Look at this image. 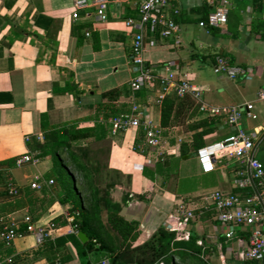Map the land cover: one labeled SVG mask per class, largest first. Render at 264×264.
Here are the masks:
<instances>
[{"label":"crops","instance_id":"1","mask_svg":"<svg viewBox=\"0 0 264 264\" xmlns=\"http://www.w3.org/2000/svg\"><path fill=\"white\" fill-rule=\"evenodd\" d=\"M73 1L0 0V168L10 172L9 180L20 186L21 194L30 193L37 199L33 210L28 205L8 217L22 219L30 214L38 224L66 217L71 204L62 203L57 195L30 188L36 175L49 178L53 159L50 155L41 157L37 164L29 163L28 167H33L35 172L26 184L20 183L14 174L25 164L17 166L15 161L32 149L35 140L43 141V120L51 125L65 122L94 125L95 121L89 118L95 114L96 104L108 102L103 93L115 88L130 89L136 72L132 44L137 29L128 28L125 19L139 18V0H112L107 22L86 16L83 11L75 19ZM221 1L173 0L172 4L180 9L175 16L180 30L169 38L157 37L155 42L148 31L145 57L152 64L174 63L182 75L202 88L210 104L243 106L254 102L257 118L244 115L241 124L255 141V156L264 162V99H258V92L264 86V0H229L226 24L201 26L200 21ZM217 54L245 66L249 75L231 79L226 74L215 73ZM73 83L77 89L67 90ZM142 90L143 95L137 96L132 89L130 94L123 93L113 102L127 105L126 112L134 101L147 104L150 117L161 123L159 86ZM189 121L195 129L174 126L164 130L167 146L164 162L174 157L176 146L172 139L190 141L194 132L206 130V145L234 131L224 116L203 114L197 104ZM140 130L131 129L117 136L110 132L107 147L95 149L97 152L90 149L96 159L107 165L110 179L116 181L111 196L122 204L121 214L138 222V236L133 244L145 242L161 227L177 229L199 237L198 244L203 243L210 251L209 264H245L238 263L235 254L245 260L240 253L248 244L247 230L237 228L234 237L227 239L224 233L228 225L219 218L211 199L212 192L218 189L242 195L254 192L252 187L237 186L239 164L221 153L217 156L216 169L204 172L197 153H193L196 166L192 171L181 175L176 166L147 175L142 169L147 166L156 170L157 161L152 149L147 148L143 153L136 148ZM5 186L0 185V191ZM181 201L196 211L195 219L179 218L175 214ZM102 217L107 223L106 212ZM260 226L264 230V221ZM62 234L59 226L53 230L52 239ZM67 247V252L59 254L38 245L34 236L28 235L18 239L10 250L16 255L14 264H83L75 244L69 241ZM96 256L89 254L91 264L100 258ZM255 260L264 264V256ZM176 262L180 260L175 259Z\"/></svg>","mask_w":264,"mask_h":264},{"label":"built area","instance_id":"2","mask_svg":"<svg viewBox=\"0 0 264 264\" xmlns=\"http://www.w3.org/2000/svg\"><path fill=\"white\" fill-rule=\"evenodd\" d=\"M112 0H74L73 17L78 19L80 12L86 16H94L97 21L109 20V3ZM123 2L127 0H113ZM173 0H139V18L127 17L125 24L128 28H136L132 44V64L136 69L135 75L130 81L133 90L154 88L159 86L157 101L162 102L166 97L177 95L179 97L190 96L194 99L201 113L225 117L227 123L234 131L225 138L206 144L197 150V157L204 172H212L216 169L217 156L226 153L239 164L237 169V186L241 189L252 187L254 192L242 195L237 192L215 190L211 194L214 208L223 223L228 225L225 231L227 239H232L237 228H244L248 232V244L240 253L245 259H257L264 256V230L260 224L264 221V162L255 156V141L241 124L242 117L247 115L257 118L255 103L247 102L243 106L216 105L207 102L203 90L193 83L186 75H182L172 62L152 64L146 60V37L151 34V40L155 42L157 37L169 38L175 36L180 30L176 21V15L180 9L172 4ZM230 2L222 0L221 3L208 14L207 20H201V26H221L229 20ZM90 35V31L87 32ZM214 71L218 74H226L231 79L246 77L249 70L240 64H233L223 54L215 57ZM258 99H264V86L258 92ZM111 132L117 136L131 129H142L144 140L140 141L137 149L145 152L152 149L155 161L164 160L167 154L164 128L161 123L150 117L147 104L134 101L130 110L115 115L110 119ZM30 138H27L29 140ZM41 156L38 150L29 149L27 153L19 157L17 166L26 163L37 164ZM54 184L53 178L36 175L30 183L34 191H42ZM5 189L11 196L21 193L20 186L10 179ZM175 214L179 218L195 219L197 213L194 209L181 201ZM70 225L68 233L78 234L79 229L74 224L75 215L66 214ZM59 225L55 221L36 223L30 214L22 219L5 217L0 215V243L5 248H11L18 239L32 235L38 245L43 244L53 237V230ZM15 254L0 257V264H14ZM58 264V263H57ZM92 264H117L110 257H103ZM158 264H164L159 262Z\"/></svg>","mask_w":264,"mask_h":264},{"label":"trees","instance_id":"3","mask_svg":"<svg viewBox=\"0 0 264 264\" xmlns=\"http://www.w3.org/2000/svg\"><path fill=\"white\" fill-rule=\"evenodd\" d=\"M73 89H77V84L73 83L69 89L67 88V90ZM131 91V88L124 87L104 92L103 98L108 102L96 104V112L89 118L95 121L92 126H80L78 122L51 125L43 120L44 139L43 141L35 140L31 144L32 150H38L41 157L50 155L54 160L60 159L63 167L71 175L73 185L62 173L58 175L49 173L48 177L54 179V184L50 189L45 188L42 191L57 195L62 203L71 204L69 212L75 215L74 224L79 231L88 235V240L83 242L77 234L68 233L70 225L66 217L62 216L55 222L63 229V234L57 238L48 239L41 245L62 254L67 252V243L71 241L77 247L83 264H91L90 253L97 255L96 259L110 257L117 264H158L159 262L173 264L175 259L180 260L181 264H209L210 251L204 248L203 243L198 244L199 237L179 232L177 229L161 227L145 242L134 245L133 241L138 236V222L128 220L121 214L122 204L116 202L111 196V189L115 187L116 181L110 179L107 165L104 166L100 159H96L91 154L90 149L94 146L108 145L106 141L111 132L109 118L127 110V105H120L113 101H116L117 96L123 93L130 94ZM133 91L137 96L144 94L142 89ZM195 107L196 103L190 96L166 97L161 102V125L164 130L174 126H182L185 130L195 129L189 121ZM139 133L138 142L144 140L143 131L140 130ZM206 133V130L194 132L190 141L176 142L172 139L173 145L176 146L174 157L170 161L159 160L156 170H150L145 166L142 169L143 173L153 175L154 172L161 173L166 168H175L178 158L197 153V150L205 145ZM101 142L105 143L99 144ZM77 147L82 149L79 151ZM9 178L10 172L0 168V185H7ZM26 194L27 196L21 193L18 196H11L6 189L0 191V198H2L0 215L8 217V214L28 205L33 210L37 204L36 196ZM77 196L80 200H77ZM104 212L107 213V223L103 222ZM202 251L205 252L203 256ZM12 253L10 248H5L0 243V257ZM235 256L233 258L238 263L257 264L255 259L242 260L239 259L238 254ZM15 260L16 255L14 262Z\"/></svg>","mask_w":264,"mask_h":264},{"label":"rangeland","instance_id":"4","mask_svg":"<svg viewBox=\"0 0 264 264\" xmlns=\"http://www.w3.org/2000/svg\"><path fill=\"white\" fill-rule=\"evenodd\" d=\"M108 146V145H107ZM105 146V147H107ZM82 147H77V150H81ZM95 149L100 150L102 149L101 147H97L94 146L93 147V151L97 152ZM94 154V153H93ZM95 156V155H94ZM44 159V158H43ZM52 159L51 157H49V160ZM51 166H50V172L49 173H54L56 175L62 173L63 176L69 180V182L73 185V180L71 175L68 173V171L66 170L65 167H63L62 162L60 159H52V161L50 162ZM30 164L26 163L24 166L20 167L19 169L15 170L14 174L16 176V179L22 183V184H26L27 180L29 179V176L35 172V170L33 169V167H28ZM176 165H177V169L180 171L181 175L185 172V171H192L195 166H196V160L194 157V154L191 153L187 158L185 157H181L178 158L176 160ZM29 168V169H28ZM126 169V168H124ZM2 190V189H1ZM77 200H80L79 197L77 196ZM174 264V263H173ZM175 264H181V262H176Z\"/></svg>","mask_w":264,"mask_h":264},{"label":"water","instance_id":"5","mask_svg":"<svg viewBox=\"0 0 264 264\" xmlns=\"http://www.w3.org/2000/svg\"><path fill=\"white\" fill-rule=\"evenodd\" d=\"M79 237L83 240V241H86L88 239V235L83 232V231H80L79 232Z\"/></svg>","mask_w":264,"mask_h":264}]
</instances>
